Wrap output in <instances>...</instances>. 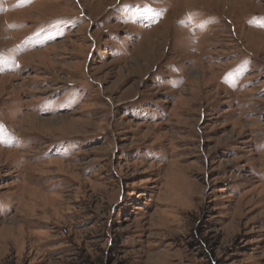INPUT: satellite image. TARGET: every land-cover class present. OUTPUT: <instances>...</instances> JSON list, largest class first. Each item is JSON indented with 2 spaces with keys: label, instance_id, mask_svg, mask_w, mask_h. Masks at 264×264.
Returning <instances> with one entry per match:
<instances>
[{
  "label": "rangeland",
  "instance_id": "rangeland-1",
  "mask_svg": "<svg viewBox=\"0 0 264 264\" xmlns=\"http://www.w3.org/2000/svg\"><path fill=\"white\" fill-rule=\"evenodd\" d=\"M264 0H0V264H264Z\"/></svg>",
  "mask_w": 264,
  "mask_h": 264
},
{
  "label": "snow or ice",
  "instance_id": "snow-or-ice-1",
  "mask_svg": "<svg viewBox=\"0 0 264 264\" xmlns=\"http://www.w3.org/2000/svg\"><path fill=\"white\" fill-rule=\"evenodd\" d=\"M259 26H262V27H264V24H260Z\"/></svg>",
  "mask_w": 264,
  "mask_h": 264
}]
</instances>
